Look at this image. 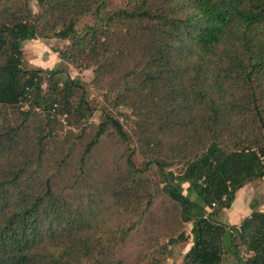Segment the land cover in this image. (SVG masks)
Returning a JSON list of instances; mask_svg holds the SVG:
<instances>
[{"label": "trees", "instance_id": "obj_1", "mask_svg": "<svg viewBox=\"0 0 264 264\" xmlns=\"http://www.w3.org/2000/svg\"><path fill=\"white\" fill-rule=\"evenodd\" d=\"M110 4L0 0V264H159L178 239L182 264H264V211L223 221L264 178V0ZM37 39L66 68L30 67Z\"/></svg>", "mask_w": 264, "mask_h": 264}, {"label": "rangeland", "instance_id": "obj_2", "mask_svg": "<svg viewBox=\"0 0 264 264\" xmlns=\"http://www.w3.org/2000/svg\"><path fill=\"white\" fill-rule=\"evenodd\" d=\"M122 4H123V0H111L110 5L118 6ZM31 6L34 11L37 10L34 1L31 2ZM88 22H89L88 19L83 20L84 24ZM66 44H67L66 42L57 41V40H40V39L25 42L23 44L24 60L29 64L30 67H40V68L48 69V70L57 68V67L66 68V65H63L58 57V52L60 50H63ZM67 68H68L67 73L70 78H79L83 82H86V83H89L93 78L92 69L77 70L71 66ZM93 99L95 101H98L99 97L93 96ZM92 122L93 123L98 122L97 114L93 117ZM135 163L139 165L141 162L138 158H136ZM243 190L244 191H240L238 195L237 204L243 202L244 209H245L247 205V202L245 200H247L248 195H245V187L243 188ZM262 190H263V187H262ZM249 194H254V196L257 198L256 200H258L259 203L260 202L262 203L264 201V195H259V194L257 195L255 191H251V190L249 191ZM245 202H246V205H245ZM236 208L237 207L233 208V206H231L230 209L225 211L223 221L227 225H230V223L234 221H235V224H234L235 226L240 224L239 221L237 222L236 219L233 220L231 218V212L235 211ZM249 209L247 210V216L250 214ZM171 223L172 224L174 223L175 225H174V230L168 231L169 233H175L174 234L175 237L178 234H183L185 238L190 239L191 225L180 224L175 220ZM161 226L159 227V233H161ZM163 244L167 245V250H169V252L160 257L159 264H182V258L185 255V253L188 251V249L190 248V245L186 244V242H183L181 239H178V241L173 244L167 243V241H165V243ZM242 254H244L243 251H242ZM221 264H235V258L231 252L226 253V257L224 258Z\"/></svg>", "mask_w": 264, "mask_h": 264}, {"label": "crops", "instance_id": "obj_3", "mask_svg": "<svg viewBox=\"0 0 264 264\" xmlns=\"http://www.w3.org/2000/svg\"><path fill=\"white\" fill-rule=\"evenodd\" d=\"M251 186V187H250ZM250 187V188H248ZM263 187V190H262ZM255 191V193H257V195H264V178L261 181H255V182H251L248 185L245 186V195H248L247 200H245L247 202H245V209H244V204L243 202L238 203V195L240 193V191H244L243 189H241L240 191L237 192L236 194V198L235 201L233 202V204L231 206H233V208L237 207L235 211L231 212V218L234 220L236 219L237 222L239 221V223L245 218L247 217V210L253 206L254 208H257V210L260 211H264V201L261 203H259L258 200H256L257 198L254 196V194H249V191ZM249 209L250 213L251 210ZM250 215V214H249ZM248 215V216H249ZM226 216V214H225ZM235 221L230 223V225H234ZM239 225V224H238ZM236 225V226H238Z\"/></svg>", "mask_w": 264, "mask_h": 264}]
</instances>
